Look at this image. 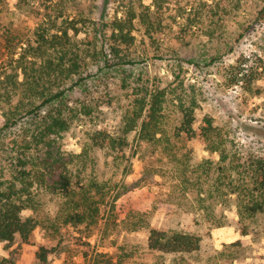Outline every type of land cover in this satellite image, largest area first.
<instances>
[{
    "label": "trees",
    "instance_id": "16d2710c",
    "mask_svg": "<svg viewBox=\"0 0 264 264\" xmlns=\"http://www.w3.org/2000/svg\"><path fill=\"white\" fill-rule=\"evenodd\" d=\"M152 2L157 8L161 2L175 4L173 0ZM251 3L264 4V0H205L199 5L188 1L183 7L189 14L185 25L201 26L211 38L224 26V16L234 17ZM140 6L138 12L128 6L122 16L108 24L107 31L98 26L84 39L76 27L68 25L70 22L58 24L54 10L47 12V20L30 34L0 23V150L4 158L0 161V242L4 248L18 239L27 241L43 223L55 230L60 224L82 229L99 223L105 184L98 179L96 157L91 151L104 150L114 159L125 157L128 135L133 130L138 132L139 148L166 154L165 169L170 175L167 196L171 194L169 202L175 209L191 211L201 223L221 225L222 214L218 215L217 207L233 203L243 234L264 212V155L241 152L220 136L210 116L197 118L202 92L187 81L186 75L175 71L165 82L159 78L151 82L142 70L147 64L130 53L136 39L134 18L140 19L147 34L162 28L160 13L151 11L149 5ZM177 15L184 16V12ZM248 61L244 57L230 83L239 84L244 76L242 65ZM221 70L230 76L226 67ZM260 77L264 79V70ZM113 82L123 96L118 130L94 129L79 153L63 151L62 133L72 123L97 116L99 110L91 108L90 97L106 93ZM78 90L84 95L75 96ZM22 134L24 137L18 139ZM195 138L203 139L206 149L218 154L217 160L193 161L191 151L182 148ZM43 190L61 199L51 219L37 217L44 205L39 198ZM173 195L186 202L176 197L173 200ZM169 202L162 206L171 208ZM152 207L128 208L124 216L116 217L112 203L108 217L110 221L119 218V224L128 231L146 232L147 249L156 252L148 264H213V258L202 260L203 236L193 225L179 228L155 221ZM239 244L241 240L230 245ZM40 250L38 257L46 262L48 249ZM124 259L119 257L115 264H123ZM106 262L98 259L96 264H114ZM12 263L10 257H0V264Z\"/></svg>",
    "mask_w": 264,
    "mask_h": 264
},
{
    "label": "rangeland",
    "instance_id": "374dc122",
    "mask_svg": "<svg viewBox=\"0 0 264 264\" xmlns=\"http://www.w3.org/2000/svg\"><path fill=\"white\" fill-rule=\"evenodd\" d=\"M188 1H196L199 5L205 0L161 2L159 8L152 0H26L23 3L22 0H1L0 23L11 26L15 32L30 34L39 23L47 20L46 13L54 10L58 24L70 22L68 25L76 27L84 39L98 26L107 31L108 24L114 17L122 16L128 6L138 12L140 3L149 5L151 11L160 13L162 28L147 34L140 19L134 18L136 39L130 53L147 64L142 70L149 74L151 82L156 78L165 82L171 73L180 71L202 92L197 118L204 114L210 116L221 132L220 136L230 140L241 152L264 155V79L260 77L264 70V4L251 3L238 10L234 17L224 16L225 24L218 29L219 34L209 38L201 26L185 25L189 14L183 7ZM178 7H181L180 11H177ZM178 12H184V16H178ZM244 57L249 59L242 65L244 76L239 84H232L233 73ZM221 67H226L230 76L226 77ZM111 85L106 93H95L90 97L91 108L99 110L97 116L72 123L62 133L63 151L79 153L89 131L94 129L118 130L122 123L123 96L116 82ZM74 95L83 96L84 93L78 90ZM2 109L0 101V113ZM20 137H24L23 134L17 138ZM128 137L125 157L114 159L104 150L91 151L96 157L98 179L105 184L104 212L99 223L82 229L72 224H60L57 230L40 224L27 241L18 239L10 248H4L0 242V257H10L12 264H96L98 259L115 264L119 257L125 258L123 264L150 263L156 252L147 249L146 232L128 231L119 224V218L110 221L108 214L112 213L111 206L115 203L116 217L124 216L128 208L154 205L155 221L179 228L193 225V229L203 236L200 253L203 261L209 257L213 258V264H264V212L252 220L247 233L243 234L233 203L224 208L217 207L218 215L222 214L221 225L201 223L191 211L175 209L169 202L171 194L167 196L170 175L165 169L166 154L139 148L137 130L131 131ZM187 148L193 161L217 160L218 154L207 150L201 138L188 141L182 149ZM3 160V150H0V161ZM39 198L44 205L37 217L53 218L61 199L45 190L40 192ZM176 198L186 202L184 198ZM168 202L171 208L162 206ZM237 240L242 244L230 245ZM41 247L48 249L46 262L38 257Z\"/></svg>",
    "mask_w": 264,
    "mask_h": 264
}]
</instances>
